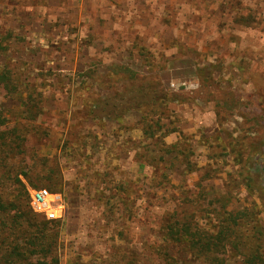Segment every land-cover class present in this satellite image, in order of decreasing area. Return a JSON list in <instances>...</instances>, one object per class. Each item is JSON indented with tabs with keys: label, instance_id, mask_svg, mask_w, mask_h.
I'll return each mask as SVG.
<instances>
[{
	"label": "rangeland",
	"instance_id": "rangeland-1",
	"mask_svg": "<svg viewBox=\"0 0 264 264\" xmlns=\"http://www.w3.org/2000/svg\"><path fill=\"white\" fill-rule=\"evenodd\" d=\"M0 32V66L43 109L28 119L0 93L21 136L0 195L13 218L34 213L36 189L60 195L46 264H163L162 219L184 191L264 228V187L244 186L252 150L264 160V0H0Z\"/></svg>",
	"mask_w": 264,
	"mask_h": 264
},
{
	"label": "trees",
	"instance_id": "trees-1",
	"mask_svg": "<svg viewBox=\"0 0 264 264\" xmlns=\"http://www.w3.org/2000/svg\"><path fill=\"white\" fill-rule=\"evenodd\" d=\"M11 44V35L0 32V54L7 55ZM1 92L9 98H21L22 108L28 119H37L43 110L41 97L24 89L20 73L15 72L12 67L0 66ZM9 122L10 117L0 104V167L8 161V152L15 151V146H20L18 141L21 136L16 129L10 131L6 128ZM154 126L153 122H149L145 130ZM173 131L174 129H167V132ZM160 154L164 160V145ZM262 155L259 149L252 150L247 161L249 171L244 177V186L248 190L254 186L264 187V173H260L264 170V160L259 162ZM150 159L157 165L161 163L154 156ZM174 159L168 165L182 162L180 157ZM141 164L144 166L147 163L141 158ZM18 182L22 184L21 179ZM159 184L167 188L163 179H160ZM1 196L0 264H46L58 233L51 230L57 227L56 221L59 219L46 217L47 219L39 220V213L33 207L34 213H27L21 210V204L17 210L19 215L13 218V209L7 208L8 205ZM206 196L201 191L191 195L184 191L183 196L177 198L163 216L161 239L155 245V253L162 263L230 264L234 259L236 264H264V228L257 224L255 212L249 207L228 210L229 199L224 195L212 198ZM25 200L27 197L24 196L23 201ZM30 240L39 247H33L29 251L21 250L18 245Z\"/></svg>",
	"mask_w": 264,
	"mask_h": 264
},
{
	"label": "built area",
	"instance_id": "built-area-1",
	"mask_svg": "<svg viewBox=\"0 0 264 264\" xmlns=\"http://www.w3.org/2000/svg\"><path fill=\"white\" fill-rule=\"evenodd\" d=\"M31 198V204L34 210L38 213L45 214L48 219H60L63 217L62 209L59 211L61 214L55 209L62 204L59 194H54L47 188H39L32 193Z\"/></svg>",
	"mask_w": 264,
	"mask_h": 264
}]
</instances>
